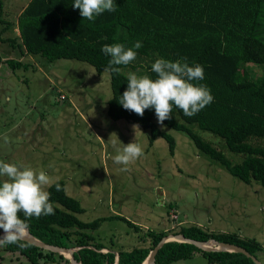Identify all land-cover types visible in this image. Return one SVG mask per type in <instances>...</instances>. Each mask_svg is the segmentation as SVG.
Listing matches in <instances>:
<instances>
[{"label": "trees", "instance_id": "trees-1", "mask_svg": "<svg viewBox=\"0 0 264 264\" xmlns=\"http://www.w3.org/2000/svg\"><path fill=\"white\" fill-rule=\"evenodd\" d=\"M74 0H29L17 15L18 34L5 41L19 43L21 53L39 55L51 62L59 58L77 59L91 64L100 74L109 68L111 59L103 53L105 44L120 43L136 51V59L126 67L140 76L152 79L156 74L151 65L160 58L200 65L205 85L213 101L189 117L173 106L172 117L164 125L185 133L195 147L246 184L252 181L264 188V0H114L116 10L83 19ZM0 21H9L0 17ZM3 30H0V33ZM3 39V38H2ZM139 41L142 47L134 46ZM2 61V58L0 57ZM12 68L24 65L12 58L5 59ZM252 66L257 67L252 75ZM111 97L107 114L113 120L125 119L148 129L149 142L163 137L174 153L173 136L159 128L154 108L140 116L128 111L118 102L127 89V75L110 70ZM217 136L226 149L241 154L234 162L194 129ZM62 190L56 191L55 183ZM54 214L39 218H20L26 229L41 241L60 247H76L74 258L81 264H141L160 239L164 230L150 231V245L130 250H108L95 242L91 231L110 218H119L135 230L139 227L125 217L113 214L92 221H82L77 214L84 211L80 202L67 194L65 182L57 180L47 190ZM206 241L236 244L246 249L264 264V248L254 237L237 232L211 231L192 224L181 226L174 234ZM24 258V264H69L64 254L45 250L19 240L1 246ZM196 253L209 264H256L241 252L206 251L194 244L167 241L157 251L154 264H169L191 258ZM22 263V264H23Z\"/></svg>", "mask_w": 264, "mask_h": 264}, {"label": "rangeland", "instance_id": "rangeland-1", "mask_svg": "<svg viewBox=\"0 0 264 264\" xmlns=\"http://www.w3.org/2000/svg\"><path fill=\"white\" fill-rule=\"evenodd\" d=\"M28 1L0 0V17L9 21L6 29V22L0 21V160L43 170L53 182L63 180L67 194L84 209L77 214L82 221L118 214L139 227L135 230L119 218L102 221L91 231L95 242L108 248L102 252L150 245V231L174 234L192 224L254 237L264 248L260 184H246L232 176L183 132L157 122L175 140L171 155L163 137L150 143L148 129L111 119L108 70L98 74L91 64L77 59L49 62L39 55L22 54L17 40L14 46L5 41L18 34L17 15ZM8 58L24 65L12 68L5 61ZM252 69L256 74L257 67ZM121 72L136 73L126 67ZM194 129L233 163L242 159L217 136ZM133 141L141 145L143 155L121 170L125 166L115 163L114 157ZM4 179L0 177V183ZM23 262L22 256L0 248V264ZM169 264L209 263L196 253Z\"/></svg>", "mask_w": 264, "mask_h": 264}, {"label": "clouds", "instance_id": "clouds-1", "mask_svg": "<svg viewBox=\"0 0 264 264\" xmlns=\"http://www.w3.org/2000/svg\"><path fill=\"white\" fill-rule=\"evenodd\" d=\"M73 7L80 10L83 19L94 20L105 11H115L114 0H74ZM136 49L142 47L137 41ZM105 55L110 56L109 68L119 74L118 66L128 65L136 59L137 53L133 48H125L123 44H105L102 47ZM151 70L156 74L152 79L147 75L138 76L136 73L127 74V89L118 102L124 109L143 116L144 111L154 108L158 123L163 127L164 121L172 117L173 106L181 109L186 116H193L209 105L214 97L203 84L197 83L204 79V70L200 65L189 66L187 62H175L163 58L157 59ZM8 143V137H4ZM143 155L140 144L131 142L124 144L118 150L114 162L125 166L133 163ZM0 177H5L0 183V246L16 243L23 238L26 224L20 218H39L42 215L54 214L53 204L49 202L50 193L45 190L53 181L43 171L31 167L6 163L0 160ZM56 191H61L60 183H55Z\"/></svg>", "mask_w": 264, "mask_h": 264}, {"label": "water", "instance_id": "water-1", "mask_svg": "<svg viewBox=\"0 0 264 264\" xmlns=\"http://www.w3.org/2000/svg\"><path fill=\"white\" fill-rule=\"evenodd\" d=\"M27 235H24L22 239L23 241L32 243L40 248H43L45 250L58 252L61 254H64L65 257L69 259L70 264H81L78 262L73 255V252L75 251L72 247H60L51 245L48 243H45L41 241L40 239L33 236L29 231L26 229L25 231ZM180 241V242H187L196 245L197 247L201 248L202 250L206 251H229V252H241L245 254L246 256H249L256 264H262L258 259H256L252 254H250L246 249H244L241 246H238L236 244L232 243H226L217 241L215 239H210L206 241H200L192 238L185 237L183 234L177 233V234H167L163 236L160 241L157 243V245L149 252L147 257L144 259V261L141 264H144L145 262L147 264H154L155 263V256L159 248L167 241ZM69 254V256L67 255ZM117 264V262H115Z\"/></svg>", "mask_w": 264, "mask_h": 264}, {"label": "bare ground", "instance_id": "bare-ground-1", "mask_svg": "<svg viewBox=\"0 0 264 264\" xmlns=\"http://www.w3.org/2000/svg\"><path fill=\"white\" fill-rule=\"evenodd\" d=\"M24 235H27V233L25 232ZM67 255L69 256V254H67ZM145 264H147V263L145 262Z\"/></svg>", "mask_w": 264, "mask_h": 264}, {"label": "crops", "instance_id": "crops-1", "mask_svg": "<svg viewBox=\"0 0 264 264\" xmlns=\"http://www.w3.org/2000/svg\"><path fill=\"white\" fill-rule=\"evenodd\" d=\"M23 54V53H22Z\"/></svg>", "mask_w": 264, "mask_h": 264}]
</instances>
